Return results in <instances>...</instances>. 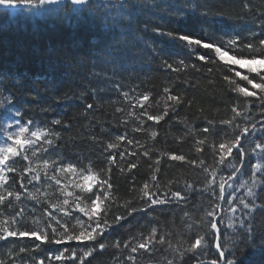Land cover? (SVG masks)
I'll return each instance as SVG.
<instances>
[{"label": "snow or ice", "instance_id": "6c2138e0", "mask_svg": "<svg viewBox=\"0 0 264 264\" xmlns=\"http://www.w3.org/2000/svg\"><path fill=\"white\" fill-rule=\"evenodd\" d=\"M238 2L240 27L212 0H0L9 25L25 8L88 25L95 55L111 63L145 13L162 11L161 20L187 29L151 27L181 50H151L168 74L158 92L125 90L104 71L117 98L82 90L75 132L73 118L48 115L69 99L55 69L0 68V264H97L106 255L104 264H254V250L264 256V0ZM215 72L229 96L225 115L197 107L181 116L193 106L195 75L214 86ZM101 74L93 61L87 75ZM106 104L118 106L107 113ZM169 138L190 152L167 150ZM81 145L91 146L87 154ZM173 163L195 179H165L162 165Z\"/></svg>", "mask_w": 264, "mask_h": 264}, {"label": "trees", "instance_id": "16d2710c", "mask_svg": "<svg viewBox=\"0 0 264 264\" xmlns=\"http://www.w3.org/2000/svg\"><path fill=\"white\" fill-rule=\"evenodd\" d=\"M212 2L226 13L228 24L242 26L243 22L235 18L239 11L238 0H212ZM256 2L258 4L259 0ZM33 11L36 10L25 8L23 13L11 20L10 25L4 22L3 16H0V68H7L13 73L19 71L32 74L52 73L55 69L59 78V91H69V99L62 105H53L56 111L48 115L51 118L57 113H63L66 118H73V132L76 131L77 125L83 123L79 119V112L83 105L77 98L82 90L96 89L99 96L105 100L117 98V93L112 90L111 81L103 75L104 71L112 81L122 84L125 90L139 85L141 89L148 88L154 93L158 92L168 81V74L160 69L159 60L153 58L151 50L156 49L161 52V55L173 57L181 54V50L176 44L154 34L151 27L159 24L170 30H187L182 26L178 28L167 19L161 20L160 17L164 14L162 11L155 14L145 13L133 25L132 32L127 37V47L117 54L115 63H111L95 55L93 49L97 45L93 36L97 33H94L88 25L77 28L76 22L66 23L54 14L31 15ZM0 12H3V9H0ZM146 22L149 23L148 31L143 30ZM93 61L96 71L102 74L90 78L87 73L93 66ZM213 75L216 77L214 86L208 84L206 76L195 75L194 79L198 81V85L187 90L188 98L193 99V106L191 109L182 110L181 116L185 114V111L190 118L195 116L197 107L205 108V115L208 116H214L217 109L220 110L219 116L225 115L223 102H230L229 96L224 91L220 73L215 72ZM179 91H185L184 87H181ZM2 98L0 96V99ZM44 101L51 102L47 96ZM114 106L118 105L106 104L105 112L111 113ZM36 116L37 118L40 116L38 111ZM173 132H176L175 127ZM90 148V145H81L80 150L87 154ZM178 148L188 154L191 145L185 143L178 146L169 138L167 150L176 151ZM146 174V165L142 163L137 181L143 180ZM162 175L165 179L173 177L181 180L195 179V173L187 168H180L174 163L171 166L162 165ZM114 179L121 185V190L126 191V179L119 177L118 174H114ZM157 211L159 212V209ZM176 211L178 213L179 210ZM137 220L140 225L146 223V220H141L139 217ZM177 223H179L178 220ZM136 226L137 221H133V227ZM106 259L107 255L97 264H104ZM252 259L254 264H261L264 256L260 254L259 249H256Z\"/></svg>", "mask_w": 264, "mask_h": 264}]
</instances>
